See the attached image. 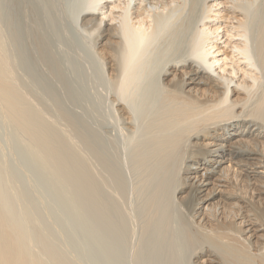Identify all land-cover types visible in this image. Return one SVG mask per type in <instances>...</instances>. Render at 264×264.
<instances>
[{"label":"bare ground","instance_id":"obj_1","mask_svg":"<svg viewBox=\"0 0 264 264\" xmlns=\"http://www.w3.org/2000/svg\"><path fill=\"white\" fill-rule=\"evenodd\" d=\"M78 25L94 32L90 52L109 64L115 94L108 104L119 130L134 136L140 120L147 122L148 152L161 159L163 200L173 207L171 221L158 212L160 232L170 231V239L160 237L175 250L172 264H264V0H0V111L7 126L54 174H67L76 152L80 170L90 171L80 175L102 185L103 172L86 160L96 154L108 165L105 153L114 147L101 133L105 106L93 66V74L76 70L80 76L73 69L85 66L83 54L71 52ZM1 174L0 264H66L63 255L60 261L34 252L28 218L13 207Z\"/></svg>","mask_w":264,"mask_h":264},{"label":"rangeland","instance_id":"obj_2","mask_svg":"<svg viewBox=\"0 0 264 264\" xmlns=\"http://www.w3.org/2000/svg\"><path fill=\"white\" fill-rule=\"evenodd\" d=\"M106 17L107 16H104V20L107 21L108 23H110L109 20H106L107 19ZM79 27L80 26L78 25L72 29L73 33L71 35V38L75 44V48H74V50H71V52L76 51V50L81 52L83 54V56H82L83 60H81V62L83 64L82 63L81 64L85 65V66L84 67L79 66L80 63L79 64L75 63L77 61L74 58L71 59L70 61L71 62L74 61L75 65L77 64L76 68H73L75 73L77 71H79L81 73L87 72V70H89V73H91V71H92L91 68L93 66L92 72L93 73L95 72V74H93V73H91V74H93V76L95 78H97L96 79V82H97L96 86H98L100 88V90L102 88V90H101L102 93H101L100 99H102L103 103H102V101H101V103L105 106L104 107L105 109H103V108L101 109V110H103L102 113H104V114H101L102 115L101 117H103V118L105 117V118L103 119L100 117V119H99L100 124L99 125H100V127H102L101 124H103V127L101 128V133H103V135H105L106 133L108 134V135L107 134L106 135L109 137V139L113 143V147H114V149L110 152L113 153L112 155H115L112 157L111 154H109L110 152L105 153V151H104L105 149L103 150L102 147L100 148L103 151L101 150L99 155L100 154L104 155L103 153L107 154L105 162H109L108 165H110L112 167L106 165L105 163L103 164L101 162H98L97 161L98 159H96L97 158L96 154H95V156L92 155L93 157H95V159L91 155L90 156L89 155H83V156L85 157V159H89L90 157H92L89 160H86V162H88L87 165L90 163L89 167L92 166L91 167L92 169H90V168L89 169L93 170V171L95 170L96 173H102L103 172L102 176L104 178H106L105 182L107 180V183H103L104 185L103 184L101 185L100 184L101 182L99 181V183H98L99 186H98V185H96L97 183L95 184V183H93L92 180H90L89 176L83 177L84 173L89 172V174H90V171H88L86 169L87 171L85 170V172H84V170H82V168L85 169L84 167H82L80 170V168L78 166L79 165L78 162H80V159H82L83 157H82V155L77 156L76 152H75V156H73V157H75L73 159V162L74 163L76 162V165L72 164L73 167L77 166L76 168H78L75 171H72L73 167L72 168L68 167L67 169L71 168L72 170L69 169L68 170L69 172H67V174H64V172L66 170L65 168H62L64 165L63 164L64 161L63 162L61 161L63 164L62 167H61V165H59V167L62 168L63 173H59V172H61V170L57 171L55 169L56 173L57 174L59 173L60 176H59V174L58 175L56 173L54 174V170L52 168L53 165L51 167L52 169H49L48 167L42 166L43 165L42 162H40L37 158H36V160H38V161L34 160L35 159L33 157L34 155L31 153V151L28 150L25 143H23L24 141L21 142L22 139L20 138L19 135H16L17 132L15 135H13L15 129L13 130L12 125H10V127H8L9 125L6 122V119L4 120V115H2L3 113L1 114V111H0V116L2 115L0 117V158H1L0 162L2 161L1 162L2 164H0V165H2V166H0V172L2 171V174L1 173L0 174H1L2 180H3V178L5 179V181L3 180L4 182H7L9 179L8 183L5 184L7 186V188L9 186H12V187H9L8 189L4 186L6 188V189H4V191H7L8 194L10 193V195L14 197L13 207L17 211H19L21 214L25 215L26 218H28V219H26V222H28V223H25V228L28 231L29 237L31 239L34 238L33 240H37L35 242V243H37L35 245V247H38V248L37 249L35 247L33 248L34 252L37 253V255L40 254V252L42 251L41 253L44 255V257L46 256L45 258H47L50 254L51 255L53 254V256H51L53 258L54 255L56 254L55 259L58 258V260L62 261V260L67 258V261L64 260L62 262H67L68 264H70V263L71 264H152V263L153 264H155V263L156 264H163V263L164 264H172L173 262L171 260H173V258H174L173 255H175L174 254L175 250L174 249L171 250L172 245L170 246L168 244V242L170 241V240H168V239H170V236H169L170 231H168L169 229L168 230L166 229V232H165V230L163 231L161 229V232H160V229L158 227L161 226V224H160L161 222L159 219H160V214L162 212H160V211L165 210V212H167V214H168V216L166 218H164L163 220L171 221L172 217L170 216L171 215L170 212H173V207L170 204H169L170 206L166 205L165 204L166 202H164V200L167 201L166 200V198H167L166 197L167 196L166 191L167 190L165 189L166 188L165 183L163 184V182L161 181L163 179L162 173L164 171L163 165L162 166H161V164H160V166L158 165V163L161 162V159L158 162L159 158L157 159V157L155 155H152L153 152H148L150 150L148 149L147 145L149 147H151V146H150V144H147L148 142L144 138V135H146L144 133H146L145 132V125L147 122L142 121V123H143L142 124V123H140L141 122V120H140L139 128L142 127V129L138 128V130L136 132L137 135L135 134L134 136L126 135V134H124V132L122 134V131L119 130L120 126H121L120 122H118L117 119L114 118L115 116H114V114L112 115V112L110 111V108H109L110 104H108L109 99L111 98L109 95H113V93L115 94V87L110 88V87H113L114 83L111 82L108 78L107 71H108V67H109L108 65L109 64H108V62L104 63L107 60H103V62H101L103 65L105 64L104 66L107 69L106 73L104 71H102V72H104V75H102L103 73L101 72V70L102 69L105 70V68L102 64H100V61L98 62L99 59L96 56V54H93L92 51L90 52L91 48L88 47L89 45H87L88 43H90V40H92L90 38V35H93L94 32H92V30H91V32H89L90 29H86L83 26L80 28ZM81 29H83V30H81ZM86 32H88V33H86ZM95 33H96V31H95ZM85 44L87 46H85ZM94 56H96V57H94ZM95 58H97V59H95ZM84 59H85V61H84ZM94 60L95 61L97 60L96 63H94L95 62ZM87 65L88 66L91 65V67H88ZM94 68H96V70L97 69L98 70L95 71ZM76 74H78L77 76H80L79 73H76ZM84 74H86V73H84ZM105 74L107 76H105ZM101 76L103 79L101 78ZM102 82H103V85H102ZM100 84H101V87H100ZM106 85H108V86H106ZM104 88L107 90L106 92H104L105 91ZM110 90H111V93H110ZM104 93H107L106 95H108V96L106 97V95ZM102 95H104L105 97ZM117 124H119V126ZM141 124L144 127L141 126ZM18 137H19V139H18ZM115 138H116V140H115ZM136 139L137 140L140 139V140H138V143H137ZM143 142L144 143L147 142V143L144 144ZM136 143L138 144V146ZM104 146H105V144H104ZM134 147H135V150L137 148L136 151H134V149H133ZM143 150H144V152H141ZM138 151H139L140 155L138 154ZM146 151H147V153H146ZM101 152H103V153H101ZM134 152L136 153L137 156L135 155ZM72 153L70 154L71 157H72V155H74V152H72ZM78 153H79V151L77 152V154ZM67 156H68V154H67ZM143 156L145 159L142 158ZM151 156H153V158ZM60 157H63V155L58 156V159L62 160V158H60ZM104 157H105V155H104ZM147 157H148V162L150 161V164L147 162ZM111 158H112V161L110 162ZM139 158H140V160H139ZM151 158L153 159V161H151ZM107 159H110V160H107ZM154 159L157 161H155ZM59 160L58 161L55 160V162L59 163L60 162ZM94 160H95V162H93ZM141 160H143V161L146 160V162L149 165L145 161L142 162ZM139 161H141L142 164ZM57 163H55L54 165H58ZM93 163H94V165H93ZM138 163H140L141 165ZM66 166L67 165H64V167H66ZM93 166H96V167H93ZM155 166H157V169L159 167L160 168L163 167V169H160V170L158 169L156 172ZM42 167H44V168H42ZM152 167H153V170H152ZM143 168L147 169V170L149 169V170L145 172V170H143ZM150 168L152 171H150ZM106 169H107V171H106ZM108 169H109V172H108ZM118 169H120V170H118ZM98 170L100 172H98ZM161 170H163V171H161ZM80 171H82L83 173ZM111 171L115 175H113L111 173ZM158 171H159V173H158ZM71 172H73V174ZM76 172H78L79 174ZM109 173H111V174H109ZM69 174H70V176H69ZM80 174H82L83 176ZM55 175H57V176H55ZM74 175L78 176V178L76 176L75 180L73 178V177H75ZM86 175H88V174H86ZM147 175H149V176H147ZM154 176H156V178ZM143 177H145V178H143ZM146 177L148 179H146ZM57 178H59V182H58ZM71 178L73 179V181L70 185V181L72 180ZM87 178H89V179H87ZM64 179H65V182H64ZM66 179H67V181H66ZM143 179L147 180L148 183H145L147 181H144ZM153 179H154V181H153ZM156 179H157V181H156ZM158 179L159 180L161 179L160 181L162 183ZM108 181H110V182H108ZM158 181L160 184H162V186L158 183ZM149 182L153 185H151ZM63 183H65L66 186ZM58 184H60V185H58ZM62 184H63V186H62ZM105 184H107V185L105 186ZM147 184H150V185L147 186ZM69 185H70V187H69ZM94 185H96V187ZM100 185L105 186V187L103 188ZM97 186L104 189V190L102 191ZM145 186H146V188L149 187V189H146ZM67 187H68V189H67ZM108 187L109 188L112 187V188L109 189ZM157 187H159V188H157ZM12 188H14V189H12ZM9 190H11V191H9ZM100 191H102V192H100ZM146 200L148 201L147 202L148 205L146 203ZM167 206H169V207H167ZM161 207L162 208L164 207V208L162 209ZM166 207H167V210L165 209ZM144 211H146V212H144ZM156 211H157V213H155ZM158 212H160L159 215H158ZM153 213H154V215L152 216ZM148 214H149V217H148ZM31 215H33V218H31L32 217ZM150 216L152 217V219ZM29 218H31L34 221L32 222V220H29ZM28 220L30 221V223ZM158 223H159V225H158ZM32 224L34 225V227H32L33 226ZM156 225H157V228L155 227ZM30 231H31V233H29ZM164 232L167 233V234H165V236L168 235L169 238L166 239L168 236L162 237V238H165L162 240V238L160 237V235H161L160 233L164 234ZM31 234H32V236H31ZM37 238H39V239H37ZM42 238H44V239H42ZM41 239H42V241L45 240L46 243L45 242L41 243L42 242ZM158 239L159 240L161 239V240L159 241ZM165 240H168V241L166 242ZM161 241L162 242L165 241V243L163 242V245H161L160 244V243H162ZM43 245H45V246L48 245V247L46 246L47 247L46 248ZM161 246H163V247L161 248ZM168 246H169V248H168ZM164 247H165V250L163 249ZM45 248H46V250H45ZM154 248H156V249H154ZM167 248H168V250H167ZM47 249H48V251H47ZM156 250H157V252H155ZM159 250H160V252H159ZM45 251H46V253H45ZM153 251L157 257L153 254ZM166 252H169V253L167 254ZM170 252H172L173 255ZM164 253L168 257L164 256ZM47 254H48V256H47ZM62 255H63V259H62V257H59ZM151 255L153 257H151ZM158 255H160V256H158ZM172 256H173V258H172ZM159 257H161V259ZM59 258H61L62 260ZM151 258L152 259L154 258L155 260L153 259L154 260L153 261V260H151ZM164 259H165V261H163ZM159 261H161V262L157 263ZM166 261H168V262H166Z\"/></svg>","mask_w":264,"mask_h":264}]
</instances>
